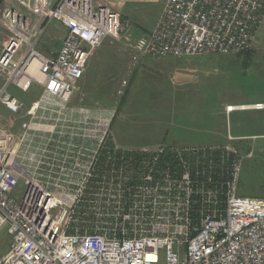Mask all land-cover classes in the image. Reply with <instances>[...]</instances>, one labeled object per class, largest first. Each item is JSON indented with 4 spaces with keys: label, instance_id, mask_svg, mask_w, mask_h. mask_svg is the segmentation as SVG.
<instances>
[{
    "label": "built area",
    "instance_id": "1",
    "mask_svg": "<svg viewBox=\"0 0 264 264\" xmlns=\"http://www.w3.org/2000/svg\"><path fill=\"white\" fill-rule=\"evenodd\" d=\"M52 20L65 34L44 53L37 46ZM263 23L264 0H163L150 32L134 36L130 20L98 0H8L0 104L15 116L0 124V227L10 235L0 264H264V199L238 192L235 137L125 145L101 117L85 128L88 109L70 105L106 38L123 39L136 65L238 53ZM33 83L31 102L8 90ZM234 109L264 103L226 112Z\"/></svg>",
    "mask_w": 264,
    "mask_h": 264
},
{
    "label": "rangeland",
    "instance_id": "2",
    "mask_svg": "<svg viewBox=\"0 0 264 264\" xmlns=\"http://www.w3.org/2000/svg\"><path fill=\"white\" fill-rule=\"evenodd\" d=\"M99 1L128 18L134 36L150 32L155 24L148 25L157 21L163 2ZM63 32L52 20L37 48L44 53L55 50ZM131 55L123 39L111 38L91 53L70 100L71 106L88 109L84 127L95 128L101 117L125 145L222 143L231 135L240 160L238 188L247 196L264 199V109L226 112L228 105L264 103V23L249 47L238 53L147 57L136 65L130 63ZM8 90L26 102L40 94L36 83L28 91L12 85ZM14 116L0 104V124L8 125ZM72 119L76 127L80 114L75 112ZM19 120L10 125L14 131ZM9 242L6 226H1L0 254Z\"/></svg>",
    "mask_w": 264,
    "mask_h": 264
},
{
    "label": "crops",
    "instance_id": "3",
    "mask_svg": "<svg viewBox=\"0 0 264 264\" xmlns=\"http://www.w3.org/2000/svg\"><path fill=\"white\" fill-rule=\"evenodd\" d=\"M28 1L29 3H32V4H36L38 2V0H26ZM99 1V0H98ZM8 2V0H0V9ZM159 15V14H158ZM160 16V15H159ZM158 16V17H159ZM158 19V18H157ZM156 23V20L152 21L151 24H149L148 26H153L154 24ZM63 29V28H62ZM64 31V29H63ZM65 34V31L63 32ZM4 34V30L2 29V27L0 26V38L1 36ZM239 137H242V136H239Z\"/></svg>",
    "mask_w": 264,
    "mask_h": 264
},
{
    "label": "bare ground",
    "instance_id": "4",
    "mask_svg": "<svg viewBox=\"0 0 264 264\" xmlns=\"http://www.w3.org/2000/svg\"><path fill=\"white\" fill-rule=\"evenodd\" d=\"M30 71H31V73L37 75V73H36V68H35V62L32 63L31 68H30ZM37 76H38V75H37Z\"/></svg>",
    "mask_w": 264,
    "mask_h": 264
},
{
    "label": "trees",
    "instance_id": "5",
    "mask_svg": "<svg viewBox=\"0 0 264 264\" xmlns=\"http://www.w3.org/2000/svg\"><path fill=\"white\" fill-rule=\"evenodd\" d=\"M113 126V123L111 124V127ZM238 192H239V194H241V195H245L244 193H242L243 191H242V188H238ZM252 196V195H251Z\"/></svg>",
    "mask_w": 264,
    "mask_h": 264
}]
</instances>
